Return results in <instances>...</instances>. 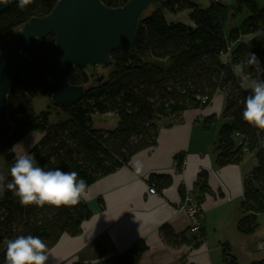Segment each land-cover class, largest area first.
Returning <instances> with one entry per match:
<instances>
[{
    "label": "trees",
    "instance_id": "1",
    "mask_svg": "<svg viewBox=\"0 0 264 264\" xmlns=\"http://www.w3.org/2000/svg\"><path fill=\"white\" fill-rule=\"evenodd\" d=\"M58 1L33 0L23 10L16 6L18 1L15 2L0 14V43L31 18L48 15ZM128 1L100 0L107 8L121 7ZM225 1L208 0L204 8L193 0L166 1L158 8L150 6L152 11L148 15L145 11L139 19L130 57L123 59L114 51L110 66L102 71L104 78L100 83H96L90 70L85 68H75L70 73V85L87 88L77 103L65 107L52 104V88L44 74L12 85L7 96L11 132L0 143V153L9 152L28 133L38 132L41 138L28 152L34 154L39 166L46 170L77 171L89 187L97 179L126 165L135 154L155 146L162 122L169 126L187 110L205 109L220 92L225 105L214 149L216 165L237 164L245 154H254L256 165L243 182L242 216L236 224L240 235H253L259 229L257 216L264 214V130L242 119L241 101L250 90L242 88L233 67H239L247 53H254L264 67V7H258L257 0H235L231 6H226ZM244 9L248 17L226 36L225 24ZM164 10L171 14L189 10L191 25L167 23ZM242 36L253 38L243 42L240 41ZM46 41L52 43L53 37L48 36ZM230 45L233 48L227 57L229 62L223 64L220 58L227 55ZM244 71L253 78L257 75L247 67ZM260 78L264 79V75ZM36 95L49 99L66 119L51 125L49 111L36 114L33 109ZM106 114L117 119L115 127L108 131L96 129L93 116ZM12 159L9 156V160ZM183 159L181 153L174 157L177 168ZM14 162L12 160V164ZM198 177L203 189L207 176L201 172ZM10 179L9 173L4 183ZM154 179L160 188L168 185V178ZM91 215L83 199L76 206L59 208L22 206L12 192H0V247H4L0 252V264H5L7 240L31 234L44 240L49 250L63 235L77 236ZM198 235L203 239L204 226ZM161 237L167 243L172 242V235L166 228L162 229ZM199 245L194 242L192 247ZM145 250L140 242L126 261L116 258L100 264H132ZM221 258L223 264H238L230 254L228 243L221 245Z\"/></svg>",
    "mask_w": 264,
    "mask_h": 264
},
{
    "label": "crops",
    "instance_id": "2",
    "mask_svg": "<svg viewBox=\"0 0 264 264\" xmlns=\"http://www.w3.org/2000/svg\"><path fill=\"white\" fill-rule=\"evenodd\" d=\"M257 4L263 8L264 0H257ZM170 16H165L167 23L191 25L188 19L178 21ZM238 27L230 25L227 31L224 29L225 35ZM252 38L242 36L240 41ZM220 59L223 64L229 62L226 55ZM233 71L242 88L250 90L253 77L239 67H233ZM224 105L225 98L218 92L205 109L187 110L177 116L175 123L160 124L155 146L135 154L126 165L90 185L82 198L91 210L90 219L82 224L77 236L63 235L48 250L46 264H86L116 258L126 261L140 242L146 250L132 264H223L224 243L230 245L239 264L242 253L250 263L263 261L264 255L251 256L240 246L257 235L260 228L251 236L236 231L242 216L243 182L256 165L254 154H245L237 164L216 165L214 149ZM179 153L184 159L177 168L174 157ZM137 162L142 166L139 171ZM201 172L207 176L203 189L198 177ZM155 177L168 178V185L158 187ZM152 187L156 190L154 195L148 193ZM186 191L200 200L203 239L187 233L189 221L180 211ZM163 228L171 233L172 242L163 241ZM194 242L200 245L193 248Z\"/></svg>",
    "mask_w": 264,
    "mask_h": 264
},
{
    "label": "water",
    "instance_id": "3",
    "mask_svg": "<svg viewBox=\"0 0 264 264\" xmlns=\"http://www.w3.org/2000/svg\"><path fill=\"white\" fill-rule=\"evenodd\" d=\"M17 1L0 4V14ZM166 1L171 0H129L121 7L107 8L100 0H59L48 15L33 17L9 34L0 43V143L11 132L7 96L12 85L44 74L52 88V104L65 107L79 102L87 88L70 85V73L82 67L100 83L114 51L123 59L130 57L143 13L148 15L150 6L158 8ZM234 1L226 0L225 5ZM48 36L53 37L52 43L46 41ZM240 246L251 256L264 255V230Z\"/></svg>",
    "mask_w": 264,
    "mask_h": 264
},
{
    "label": "clouds",
    "instance_id": "4",
    "mask_svg": "<svg viewBox=\"0 0 264 264\" xmlns=\"http://www.w3.org/2000/svg\"><path fill=\"white\" fill-rule=\"evenodd\" d=\"M33 0H18L16 6L23 10ZM12 0H0L10 4ZM254 70L257 75L250 81V93L241 101L242 119L249 125L264 130V67L254 53H247L239 68ZM137 171L141 165L137 162ZM10 181L4 183L0 175V192H12L22 206L44 205L59 208L76 206L87 194L88 183L77 171H61L39 166L34 154L24 150L9 169ZM48 245L39 236L19 235L6 241L5 264H46L49 258ZM96 264H100L97 260Z\"/></svg>",
    "mask_w": 264,
    "mask_h": 264
},
{
    "label": "rangeland",
    "instance_id": "5",
    "mask_svg": "<svg viewBox=\"0 0 264 264\" xmlns=\"http://www.w3.org/2000/svg\"><path fill=\"white\" fill-rule=\"evenodd\" d=\"M204 1H205V3H197V4H199L200 7H202V8L207 7L209 2H208V0H204ZM185 11H188V15H189V13H190L189 10H184L182 12H178L175 14H171L168 11L164 10L163 13H164V17L166 16V18H170L171 17L170 15H173V16H175L174 18L177 19L178 21H185L188 19V16L186 15L187 12H185ZM247 17H248V12L246 11V9H244L239 16H237L232 21H228L225 24V31L228 30V27L230 25L240 26L241 23ZM33 109H34L36 114H39L40 112H43V111H49L50 112L49 123L51 125L56 124V123L61 122V121H64L66 119V116L64 115V113L59 108L52 106L49 99H47L46 97H42L41 95H36L33 98ZM93 120H94L95 128L98 130H103V131L111 130L113 127H115V123L117 121V119L111 114L94 115ZM161 124H167V123L162 122ZM39 135L41 136V134L38 132H30V133H28L27 137H25L23 140L19 141L15 145V147H13L9 152L2 151L0 153V175L6 177L10 173L9 169L12 166V160H16L19 157V155H21L23 153L24 150L29 151V149L33 145H35L38 142V140L40 139V138H35L36 136L38 137ZM9 156H11L14 159L9 160ZM257 221L259 224V228H260L259 233H260L262 230H264V214L258 215ZM3 250H4V247H0V252ZM230 254L236 259V261L238 263L237 258L232 253L231 247H230ZM240 256H241L240 264H253V262H251V263L248 262L249 258L247 255L242 253V255H240ZM255 263H257V262H255ZM263 264H264V262H263Z\"/></svg>",
    "mask_w": 264,
    "mask_h": 264
},
{
    "label": "built area",
    "instance_id": "6",
    "mask_svg": "<svg viewBox=\"0 0 264 264\" xmlns=\"http://www.w3.org/2000/svg\"><path fill=\"white\" fill-rule=\"evenodd\" d=\"M233 45L227 48V57H230L231 49ZM148 193L151 195L156 194V190L152 187L148 189ZM180 211L184 212L189 221V227L187 229L188 235H197L204 224V214L201 203L195 199L189 191L184 194L183 204L180 207Z\"/></svg>",
    "mask_w": 264,
    "mask_h": 264
}]
</instances>
